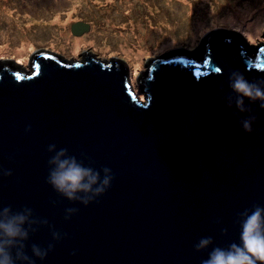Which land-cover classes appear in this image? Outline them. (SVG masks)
<instances>
[{
	"label": "water",
	"instance_id": "95a60500",
	"mask_svg": "<svg viewBox=\"0 0 264 264\" xmlns=\"http://www.w3.org/2000/svg\"><path fill=\"white\" fill-rule=\"evenodd\" d=\"M90 28L70 26L73 36ZM80 57L38 50L30 73L0 59V168L12 171L0 177V206L32 209L29 246L66 234L35 264H201L212 248L238 243V214L264 207V110L245 98L251 111L239 112L229 75L264 89V40L214 28L191 50L150 57L135 80L142 101L126 61ZM249 116L246 133L240 121ZM60 148L85 167L111 169L109 188L87 206L47 183ZM67 208L78 212L65 220ZM203 237L213 243L197 252Z\"/></svg>",
	"mask_w": 264,
	"mask_h": 264
},
{
	"label": "rangeland",
	"instance_id": "374dc122",
	"mask_svg": "<svg viewBox=\"0 0 264 264\" xmlns=\"http://www.w3.org/2000/svg\"><path fill=\"white\" fill-rule=\"evenodd\" d=\"M241 7L251 9L243 20ZM79 21L90 31L73 36L70 26ZM214 28L238 31L252 45L263 41L264 0H0V47L9 48L0 59H14L30 73V55L42 49L78 61L84 51L116 56L127 62L142 101L135 80L148 58L175 47L191 50Z\"/></svg>",
	"mask_w": 264,
	"mask_h": 264
},
{
	"label": "clouds",
	"instance_id": "9594fccd",
	"mask_svg": "<svg viewBox=\"0 0 264 264\" xmlns=\"http://www.w3.org/2000/svg\"><path fill=\"white\" fill-rule=\"evenodd\" d=\"M230 88L237 94L236 108L239 112H250L244 106V99L260 101L259 107L264 110V89L256 82H249L239 72L229 75ZM264 83V81H259ZM231 107V104L228 105ZM255 116H249L240 121L246 133L252 131ZM29 125L25 131H30ZM55 145L48 146V151L55 149ZM68 149L60 148L52 157L50 163L54 167L49 171L47 183L52 189L70 201H79L84 206L103 195L113 179L111 169L104 167L97 171L78 163L75 156H68ZM101 172L104 173L101 176ZM12 171L0 168V177H8ZM83 194V195H80ZM78 212L77 208L65 209V220ZM32 209L23 207L14 210L11 206H0V264H35L36 259L43 261L55 246V243L66 234L52 231V241L47 247L38 244L27 245L30 233L37 231L31 220ZM240 221L239 242H233L227 248L214 247L208 253L207 259L201 264H264V207L254 205L250 210L245 209L238 214ZM47 224V220L41 221ZM227 231V229H222ZM213 243L212 237H203L195 245L194 250L200 252ZM30 251L31 255L28 254ZM75 255V251L71 253Z\"/></svg>",
	"mask_w": 264,
	"mask_h": 264
},
{
	"label": "bare ground",
	"instance_id": "6f19581e",
	"mask_svg": "<svg viewBox=\"0 0 264 264\" xmlns=\"http://www.w3.org/2000/svg\"><path fill=\"white\" fill-rule=\"evenodd\" d=\"M3 7H5L6 8V6H3ZM251 10V9H250ZM250 10L248 9V7H246V8H242L241 7V10H240V14H241V18L239 19V20H243L249 13H250ZM3 12V11H2ZM225 17V16H224ZM228 19V21H227V19ZM225 19H226V21L227 22H232V20H233V18H231V17H225L224 18V20L223 21H225ZM199 24H200V21H199ZM80 40H76V46H78V44L80 43L79 42ZM22 44L18 47L19 49H18V51L19 52H21L22 50H24V48H25V46H26V41L25 40H22V42H21ZM9 48L7 47V46H1L0 47V53L1 52H3V51H5V50H8Z\"/></svg>",
	"mask_w": 264,
	"mask_h": 264
}]
</instances>
